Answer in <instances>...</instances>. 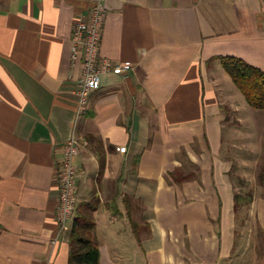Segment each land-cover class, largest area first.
<instances>
[{
	"label": "crops",
	"instance_id": "1",
	"mask_svg": "<svg viewBox=\"0 0 264 264\" xmlns=\"http://www.w3.org/2000/svg\"><path fill=\"white\" fill-rule=\"evenodd\" d=\"M97 1L0 0V264H69L86 218L101 264H264V110L219 58L264 70V0H101V54L122 70L77 120L71 39ZM74 136L88 144L62 232Z\"/></svg>",
	"mask_w": 264,
	"mask_h": 264
},
{
	"label": "built area",
	"instance_id": "2",
	"mask_svg": "<svg viewBox=\"0 0 264 264\" xmlns=\"http://www.w3.org/2000/svg\"><path fill=\"white\" fill-rule=\"evenodd\" d=\"M106 16V5L101 0L97 1L92 6L89 15L77 21L73 28L71 59L73 63H82L77 120L87 110L91 94L101 87L102 74L122 70L120 64L101 54ZM87 144V140L74 136L64 145L60 172V202L57 212L61 231L70 229V221L77 206L78 168L74 158ZM120 150L126 152L127 147L122 146Z\"/></svg>",
	"mask_w": 264,
	"mask_h": 264
},
{
	"label": "trees",
	"instance_id": "3",
	"mask_svg": "<svg viewBox=\"0 0 264 264\" xmlns=\"http://www.w3.org/2000/svg\"><path fill=\"white\" fill-rule=\"evenodd\" d=\"M219 58L249 105L264 110V70L240 57L226 55ZM259 180L264 183V168L260 172ZM252 200V193H236L237 208ZM93 229V222L89 218L75 221L69 236V264H101L100 245L94 237Z\"/></svg>",
	"mask_w": 264,
	"mask_h": 264
},
{
	"label": "rangeland",
	"instance_id": "4",
	"mask_svg": "<svg viewBox=\"0 0 264 264\" xmlns=\"http://www.w3.org/2000/svg\"><path fill=\"white\" fill-rule=\"evenodd\" d=\"M223 152H225V151H223ZM75 162V161H74ZM261 168H264V154H263V156H262V161H261V165H260V169ZM262 170V169H261ZM61 229V228H60ZM62 232H67V231H62Z\"/></svg>",
	"mask_w": 264,
	"mask_h": 264
}]
</instances>
